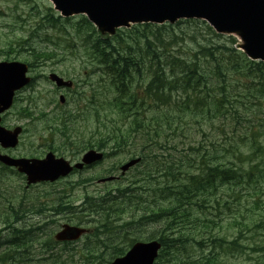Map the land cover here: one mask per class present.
Returning a JSON list of instances; mask_svg holds the SVG:
<instances>
[{"label":"trees","instance_id":"1","mask_svg":"<svg viewBox=\"0 0 264 264\" xmlns=\"http://www.w3.org/2000/svg\"><path fill=\"white\" fill-rule=\"evenodd\" d=\"M19 1L28 3L39 21L27 37L5 42L3 49L18 47L7 54L27 50L30 57L23 62L31 69L33 62L54 57L59 47H69L73 53L84 51L87 58L80 68L89 69L94 78L88 83L94 103L91 129H80L90 101L86 112L78 110L77 103L78 114L59 111L46 119L43 128L61 136L75 153L93 148L101 150L104 159L116 157L104 172L73 181L84 187L74 188L71 180H65L75 190L83 189L79 206L70 197L54 195L52 199L54 209L58 206L63 213H74L76 225L92 224L85 240L77 241L81 244L79 264H101L107 253L111 259L124 255L143 239V229L149 224L157 225L159 234L153 231L148 239L161 243L154 264H238L226 262L215 248L241 252L243 230L264 229V209L258 218L234 219L238 233L231 240L221 224L211 237L204 233L216 224L208 218L212 204L221 202L227 207L224 197L231 196L240 204L242 191L249 196L262 194L264 61L248 59L234 36L216 33L204 20L134 24L102 35L83 15L62 18L50 6L40 9L35 0ZM39 32L52 49L35 47L32 38ZM84 98L88 99L79 93L74 102ZM18 113L32 116L29 105L19 107ZM214 130L221 131V142L208 138ZM135 157L140 161L119 175L120 181L102 183L94 190L86 187ZM0 166V182L15 172ZM6 194L0 184V264H30V245L38 234L18 224L27 215L44 214V206L36 201L25 204L23 197L1 196ZM188 225L192 230H187ZM36 229L43 232L39 225ZM50 242L38 240L44 261L74 264L73 255L59 262L62 255L53 252L55 244ZM77 242H63L60 251ZM207 247L211 248L207 253L195 254ZM180 249L184 255L177 257ZM255 264H264V256Z\"/></svg>","mask_w":264,"mask_h":264},{"label":"rangeland","instance_id":"2","mask_svg":"<svg viewBox=\"0 0 264 264\" xmlns=\"http://www.w3.org/2000/svg\"><path fill=\"white\" fill-rule=\"evenodd\" d=\"M35 1L40 9H42L44 6H53L50 0ZM0 8L4 12V15L0 16V61L7 60L8 58H15V60L24 61V59L30 57V54L27 50L21 52V54L19 55H8V52L14 50L16 51L18 47L13 44V49L11 50L3 48L5 47V42L9 39H14L15 37H19L20 35L27 37L30 34L31 30L36 27V24L39 21V16H35L30 12L31 7L28 3L20 2L19 0H0ZM15 21L17 22L15 23ZM70 31L72 32L71 29ZM32 40H34L33 43L37 48H53L51 42L45 41L42 32H39L38 36L33 37ZM53 40H55V38H53ZM64 44L65 41H62L61 45L64 46ZM56 50L57 53L54 55V57H51L44 61L33 62L35 66L29 69V75L33 78L32 82L16 93L12 107L2 116V125H4L6 128L10 129L14 126H22L24 129L19 137L18 145L13 148L11 152H9V154L14 157L41 158L47 151H52L51 148L53 145H60L61 147L60 150L53 151L56 156H61L65 159L70 160L71 162L77 161L83 153V151L75 153L73 149L70 150L68 147L69 144H67L66 141H63L61 136L59 137L58 135H54L49 131V129L43 128L46 119L58 113L59 111L68 110L71 113L78 114V110L82 109L83 112H86V103L89 101L90 103L88 104V108L90 114L88 113V115L84 116V118L81 120L83 125L80 129H84L85 126H87L88 129H91L93 127V118L91 115L94 109V103H91L92 99L90 98L92 93V86H88V83L89 81L93 83L94 78H91L89 76V69L80 68L81 65L84 64L83 58H87V54H85L84 51L73 53L71 48L69 47H65V49L59 47ZM61 58H63V60H60ZM49 72H54L58 75L63 76L64 78H70L74 82H80L79 84L81 85V87L77 90H62L58 92L54 85L49 80H47V75ZM79 93L85 94L88 99L84 98L80 101L78 100L74 102L77 99ZM60 94H64L65 96V102L63 104H60L58 101V96ZM31 98L34 99V102H30ZM15 100H17V102H15ZM77 103H79L78 110L75 108ZM27 105L30 106L32 116L21 117V115L19 114L20 112L18 113V108H25L27 107ZM88 119L89 122H84V120L86 121ZM84 134L86 138V131H84ZM208 136L210 140L215 139L218 142H221L223 140V135L220 130H214V132L210 133ZM206 143H208V141H206ZM115 159L116 157L114 156L107 157L102 162L95 165L93 168L85 169L80 172H74L68 177L61 180V182H42L29 186H26L24 174L18 172V174L20 175L17 176L15 173L17 172L15 168L7 167L8 170L15 172L10 175H6L0 182L2 190L9 193L1 196H8L17 200L23 197L25 204L29 203L30 201H36V203H40L42 206H44V214L40 215L33 213L27 215L24 220L20 224H18L19 227L24 229H29L30 227H32L33 229H35L34 233L38 234V237L34 239L30 245L29 254L30 258H32L30 264H52L50 263V261H44L45 256L39 253L38 249L40 244H38V240H44L45 238L51 240L50 232H54L56 229H59L61 224H76V216L73 212L69 211L68 213H63L58 206L57 209H54V207L56 206V204L52 200L54 198V195L73 198V205L79 206V203L81 202L83 197V189L75 190L74 188L84 187V185L81 184L77 186L73 181H75L79 177H86L89 175L100 174L104 172L105 169L110 167ZM0 167L2 168V166ZM118 173V170H116L114 173H112V175ZM66 179L71 180L74 188L66 185ZM117 181L120 180L118 179L111 182L115 183ZM124 181L126 180L124 179ZM101 186L102 183H97L96 180L92 181L91 184H86V187L91 190L100 188ZM224 199L229 201L227 207L223 206L220 202L219 206L214 203L212 204V207L208 209V212L211 213L208 218H213L216 221V224L204 233L205 236L211 237V234L217 233L219 230L218 224H221L224 227L223 231L226 233L227 238L229 240L234 238L238 233V226H234L232 223L234 219L242 221L244 218V220L248 221V218H258L259 215L263 212L264 187L262 188V194L258 196H249L246 194V191H242L241 199L239 200L240 204H238L232 196L224 197ZM46 204L47 206H45ZM219 218L224 219L222 222H219ZM38 225L43 227V232H38V230L36 229ZM82 226L92 228L91 223H84L82 224ZM192 228V225H188L187 230H192ZM153 231L156 234H159V228L157 225H146L143 229L144 236L141 241L150 240L148 239V236ZM83 240H85L84 237ZM91 240H93L92 236ZM239 241L245 246V248L241 252L233 250L234 252L230 253L231 250H229L228 248H226L224 252L220 248H215V250L220 252V256L228 263L255 264L264 256V252L262 251L264 245L263 228L252 227L249 230H243V235ZM80 245L81 244L79 242L72 244L70 246L72 248H69L68 250L63 252L60 251L62 246L55 245L53 252L55 254L62 255V257L59 259V262L62 259H66L70 255H73L74 264H79L80 261L78 253L80 251ZM210 249V247L204 249L198 248L197 250H195V254H198L200 252L207 253ZM179 251L180 253L175 255L177 257L183 256L184 250L180 249ZM104 258L105 259L101 262V264H111L106 262H112L113 260V258H110L108 253L104 256Z\"/></svg>","mask_w":264,"mask_h":264},{"label":"water","instance_id":"3","mask_svg":"<svg viewBox=\"0 0 264 264\" xmlns=\"http://www.w3.org/2000/svg\"><path fill=\"white\" fill-rule=\"evenodd\" d=\"M60 16L85 15L101 34L113 35L117 28L132 24H173L180 19H201L217 33L235 35L239 48L251 60L264 61V0H50ZM28 66L20 61H0V114L8 110L15 91L30 82ZM57 87H71L72 81L51 72L48 76ZM59 101L64 96L59 95ZM22 128L12 129L0 124V146L15 147ZM103 153L95 149L85 151L73 165L49 151L43 158H13L0 153V162L16 167L26 178V185L53 182L67 176L73 169H82L102 160ZM139 162L132 158L120 165L121 174ZM110 175L99 182L112 181ZM83 226L63 224L55 233L58 241H74L87 234ZM161 243L158 240L137 241L112 264H154Z\"/></svg>","mask_w":264,"mask_h":264},{"label":"flooded vegetation","instance_id":"4","mask_svg":"<svg viewBox=\"0 0 264 264\" xmlns=\"http://www.w3.org/2000/svg\"><path fill=\"white\" fill-rule=\"evenodd\" d=\"M80 82H73V85H72V87H71V89H60V88H56L57 89V91L58 92H60V91H62V90H64V91H72V90H77V89H79L80 87H81V85L79 84ZM78 93V92H77ZM65 102V101H64ZM63 102V103H64ZM13 148H8V149H0V152H2V153H6V154H9V152H11V150H12ZM10 155V154H9ZM12 156V155H11ZM80 160V158L77 160V161H79ZM62 226V224L60 225V227ZM57 230V229H56ZM56 230L54 231V232H50V235H51V244H55V245H57V246H62V243L63 242H60V241H57V240H55V238H54V234H55V232H56Z\"/></svg>","mask_w":264,"mask_h":264}]
</instances>
